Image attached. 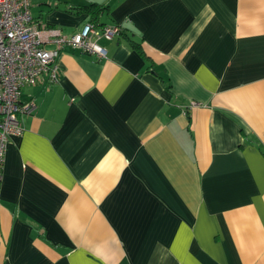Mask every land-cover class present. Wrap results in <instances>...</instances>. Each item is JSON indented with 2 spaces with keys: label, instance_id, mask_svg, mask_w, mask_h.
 Returning <instances> with one entry per match:
<instances>
[{
  "label": "crops",
  "instance_id": "0c3cea01",
  "mask_svg": "<svg viewBox=\"0 0 264 264\" xmlns=\"http://www.w3.org/2000/svg\"><path fill=\"white\" fill-rule=\"evenodd\" d=\"M31 3L42 28L123 32L21 89L0 264H264V0Z\"/></svg>",
  "mask_w": 264,
  "mask_h": 264
},
{
  "label": "built area",
  "instance_id": "2783aa9c",
  "mask_svg": "<svg viewBox=\"0 0 264 264\" xmlns=\"http://www.w3.org/2000/svg\"><path fill=\"white\" fill-rule=\"evenodd\" d=\"M31 4V0H0V182L7 146L12 136L24 131L22 115H30L36 109L33 99L20 100L21 89L57 82L58 58L66 46L106 58L107 50L101 40L113 39L122 30L119 24L96 21L85 23L71 34L42 28L32 18ZM48 42L54 48L43 46Z\"/></svg>",
  "mask_w": 264,
  "mask_h": 264
},
{
  "label": "trees",
  "instance_id": "16d2710c",
  "mask_svg": "<svg viewBox=\"0 0 264 264\" xmlns=\"http://www.w3.org/2000/svg\"><path fill=\"white\" fill-rule=\"evenodd\" d=\"M95 12H96V10H95ZM123 32V30H121V32L120 33H122ZM119 33V34H120ZM131 42V45L133 46V47H135V46H137V44L134 42V41H130Z\"/></svg>",
  "mask_w": 264,
  "mask_h": 264
}]
</instances>
